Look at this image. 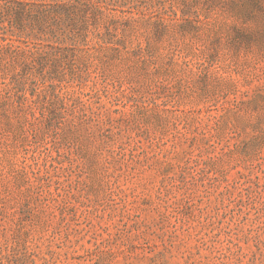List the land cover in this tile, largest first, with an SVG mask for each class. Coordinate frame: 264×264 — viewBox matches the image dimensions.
Returning <instances> with one entry per match:
<instances>
[{"label": "rangeland", "instance_id": "rangeland-1", "mask_svg": "<svg viewBox=\"0 0 264 264\" xmlns=\"http://www.w3.org/2000/svg\"><path fill=\"white\" fill-rule=\"evenodd\" d=\"M16 1L0 264H264V0Z\"/></svg>", "mask_w": 264, "mask_h": 264}, {"label": "trees", "instance_id": "trees-1", "mask_svg": "<svg viewBox=\"0 0 264 264\" xmlns=\"http://www.w3.org/2000/svg\"><path fill=\"white\" fill-rule=\"evenodd\" d=\"M56 3L58 4V8L63 6H67L69 8L71 6L68 0L66 2L65 0H56ZM22 6V3L16 0L5 1L0 8V30H4L6 27L12 25H17L20 21L19 15L23 10ZM74 7L75 9H79L77 4H75ZM83 13H86V10H84Z\"/></svg>", "mask_w": 264, "mask_h": 264}]
</instances>
